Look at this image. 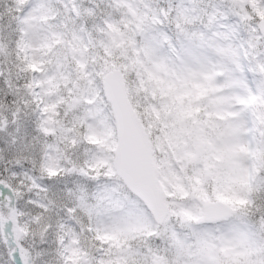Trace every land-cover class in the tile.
<instances>
[{"label": "snow or ice", "instance_id": "1", "mask_svg": "<svg viewBox=\"0 0 264 264\" xmlns=\"http://www.w3.org/2000/svg\"><path fill=\"white\" fill-rule=\"evenodd\" d=\"M119 2L14 0L16 28L6 42L18 55L71 33L102 52V33L126 18ZM136 6L147 16L127 33L134 59L150 72L199 81L212 119L201 115L202 130L185 137L167 179L157 172L150 191L134 192L115 160L89 142L93 121L68 111L63 92L48 95L54 74L42 68L17 81L21 93L0 96V133L10 137L0 164V264H72L74 257L79 264H231L225 250L238 264H264V14L249 0L246 16L234 0ZM37 79L47 87L33 88ZM9 88L0 72V91ZM26 117L34 135L21 142L10 130ZM237 148L251 153L241 158L243 171L232 164ZM13 157L24 163L8 166ZM141 237L143 250L135 243ZM157 239L154 248L149 242Z\"/></svg>", "mask_w": 264, "mask_h": 264}, {"label": "rangeland", "instance_id": "2", "mask_svg": "<svg viewBox=\"0 0 264 264\" xmlns=\"http://www.w3.org/2000/svg\"><path fill=\"white\" fill-rule=\"evenodd\" d=\"M82 2L87 4L89 0H82ZM136 2L137 0H132L131 3L128 0H120L116 7L126 18L121 23H112L106 33H102L107 37L106 43L98 41L102 52L95 46L85 47L78 36L70 33L67 36H53L43 49L26 45L20 49L17 61L12 62L5 45L7 40L4 38L0 24V41H4L0 43V72L7 77L10 85L9 89L0 91V96H3L5 91L10 92L12 89H15L18 94L22 92V89L16 88V82L19 81L17 76L22 68L28 69L27 76L29 77L32 73L41 71L42 68L45 72L54 74V80L49 82L54 84V87L49 90L48 95L55 96L63 92L66 97L64 103L67 105L68 111L80 109V116L77 119L83 122V118L86 116L87 119L93 121L88 125L89 128L95 130L89 137V142L96 144L105 153L106 158L111 160L110 154L112 153L110 151L113 146L115 147L114 125L109 116V107L103 99L101 80L107 71L113 68L120 69L129 100L151 141L157 172L167 179L164 172L171 168L173 161L178 159L176 153L179 148L186 145L185 137H192L197 129L202 130L200 119L202 114L206 119H212V117L207 116L202 107V101H204L207 92L199 81L181 77L173 78V75L165 70L150 72L134 59V49L127 38V33L131 31L134 23L141 22L147 16V10L142 12L136 6ZM249 2L258 14H264L263 9L257 7V0H249ZM236 6L241 15H247L238 5ZM152 11L155 12V9ZM15 28V26L10 27L12 31ZM55 49H60V51L57 52L55 58L49 59ZM42 60L47 63L42 64ZM8 62H12V64L9 65ZM161 72L170 84L169 89L164 87L161 89L157 85ZM42 86L47 87L39 79L34 80L32 84L35 89H40ZM147 86H150L151 90ZM152 92L161 95L159 100L156 101L149 96L152 95ZM7 98L11 100L12 97L9 95ZM82 104H96L97 106L88 110L82 108ZM4 107L5 105L0 104V110ZM10 131L12 135L18 136L21 142H26L25 136L30 140L33 135L27 117L23 127L19 130L13 128ZM9 139V136L0 133V164L6 161L7 152L3 146ZM19 146L21 145L18 144ZM245 152L247 154L239 152L237 148L232 160L233 166L241 171H243L241 158L251 157L250 152ZM259 156L264 157V153H259ZM15 162L24 163V159L17 160L16 157H13L8 162V166ZM161 187H164L163 183H161ZM169 195L171 196L172 193ZM176 228L184 229L179 224L176 225ZM145 242L146 237L135 241L142 250ZM149 243L154 248L161 246V241L158 239ZM222 255L225 261L239 260L231 250L223 251ZM72 264H79L78 258L74 257Z\"/></svg>", "mask_w": 264, "mask_h": 264}, {"label": "water", "instance_id": "3", "mask_svg": "<svg viewBox=\"0 0 264 264\" xmlns=\"http://www.w3.org/2000/svg\"><path fill=\"white\" fill-rule=\"evenodd\" d=\"M239 3L243 6L244 2ZM103 94L109 103L115 121L117 147L114 153L117 169L133 187L151 190L155 169L151 163V150L143 127L134 113L125 92L120 71L108 72L102 81Z\"/></svg>", "mask_w": 264, "mask_h": 264}, {"label": "trees", "instance_id": "4", "mask_svg": "<svg viewBox=\"0 0 264 264\" xmlns=\"http://www.w3.org/2000/svg\"><path fill=\"white\" fill-rule=\"evenodd\" d=\"M12 2L13 0H0V24L2 26L4 24L6 25V23H8L9 26H10V23L12 26H16L17 11L12 6ZM8 51L11 54L10 60L12 62L17 61L18 59L17 54H12L11 47L8 48ZM12 62H10V64H12ZM160 80H161L160 86L164 87V84L166 81L165 78L161 76ZM147 87L149 90H151L150 86H147ZM165 88H167V85L165 86Z\"/></svg>", "mask_w": 264, "mask_h": 264}]
</instances>
